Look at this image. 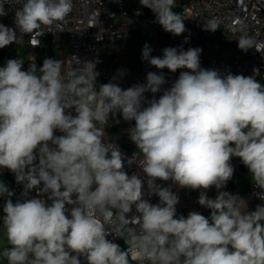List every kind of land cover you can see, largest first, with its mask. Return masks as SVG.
<instances>
[{
	"label": "clouds",
	"instance_id": "1",
	"mask_svg": "<svg viewBox=\"0 0 264 264\" xmlns=\"http://www.w3.org/2000/svg\"><path fill=\"white\" fill-rule=\"evenodd\" d=\"M5 3L15 0H0V17L7 15ZM140 3L164 31L174 36L186 31L173 11L175 0ZM72 8L73 0H24L14 19L21 37L0 23V49L42 26L60 28ZM204 29L216 31L215 22ZM238 47L247 51L254 41L241 36ZM151 52L146 43L141 58L151 66L189 71L147 107L143 94L161 90L163 73L149 72L146 83L127 89L109 82L97 91L92 62L71 71L67 83L61 76L65 62L52 58H45L39 69L30 63L22 70L21 59L0 67V168L24 184L22 195L37 189L41 196L50 193L51 201L13 203L14 193L0 181V197H8L2 232L10 247L0 250L7 264H81V256L87 264H130L129 251L106 238L113 217L121 228L139 225V232L128 229V244L150 264H264V206L247 212L242 198L221 190L233 176L234 156L264 189V84L252 76L201 68L200 48L167 47L162 57ZM72 107L75 116L66 114ZM117 112L135 121L130 139L143 155L139 166L158 204L142 199L143 181L124 171V154L102 139L98 125H106L109 114ZM56 130L63 135L55 136ZM156 179L193 190L214 186L215 199L206 191L198 198L211 210L210 218L196 211L177 218L178 196L156 185ZM66 204L73 205L70 217ZM133 205L140 215L129 219Z\"/></svg>",
	"mask_w": 264,
	"mask_h": 264
},
{
	"label": "built area",
	"instance_id": "2",
	"mask_svg": "<svg viewBox=\"0 0 264 264\" xmlns=\"http://www.w3.org/2000/svg\"><path fill=\"white\" fill-rule=\"evenodd\" d=\"M24 0H15V4L5 3L4 8L7 15L0 17V23L16 31L17 37H21L19 29L14 23L15 11L23 5ZM179 7L177 13L184 20L186 31L179 36L163 30L162 26L156 22L155 14L144 7L140 0H73L71 14L57 28L55 24L42 26L40 30L32 34H23L19 43H12L0 49V67H3L9 59L23 60L22 70H27L30 63H35L39 69L45 58L48 57L49 49H53L50 58L64 61L61 76L67 83L69 73L74 69L80 71L85 63L95 64L96 90L101 84L112 82L122 89H127L133 85L146 83V75L149 72L157 71L163 73L165 84L161 90L155 94L145 92L143 107L148 106V101L159 99L164 90L171 88L172 84L179 78L183 71L188 69H178L171 72L167 68L157 69L144 61L139 71H134L128 67L121 70L120 57L129 51L134 53L140 50L147 43L151 49L152 56H163V49L167 47L200 48V66L204 69L217 70L221 75L231 73L233 75L252 76L264 84V0H175V6ZM209 21H214L216 31L204 29ZM241 36H248L254 41L255 47L242 51L238 47V40ZM187 38V42H185ZM90 78V77H89ZM66 114L76 115L75 108L66 109ZM111 116H113L111 114ZM115 125L105 129L103 125H98L102 139L110 146H115L124 156V171L129 175H137L142 181V199L155 205L160 203L158 195L151 192L147 186V175L139 166V161L143 155L139 153L137 145L130 139V129L135 126V121H126L119 112L113 116ZM120 129V133H113L112 129ZM55 136H61L59 130L54 132ZM136 156V159L129 164L128 159ZM38 162V161H37ZM234 172L238 175H248L249 169L242 163L239 157H232L230 160ZM12 176L10 197L13 203L23 202L28 198H43L47 204H51L46 193L38 195L37 189L28 191L27 196L22 195L24 184L17 183L15 174L7 168H0V175ZM155 184L160 187L169 188L179 198L176 207L177 218L181 215L187 217L191 211L199 212L209 218L210 209L201 206L198 198L201 191H206L210 199H215L218 191L213 186L208 190H193L180 187L171 179L163 181L156 179ZM43 185L41 184L40 187ZM95 185H93V190ZM233 195H238L234 187L222 189ZM264 195V189L258 187L254 181L247 184L246 191L242 198L246 202V211L253 212L258 205L264 206V200L260 197ZM239 196V195H238ZM8 198V197H6ZM75 199V195L73 196ZM73 205H67L66 212L70 217ZM115 212V210H114ZM4 212L0 211V231L3 229ZM133 205L132 211L126 214L131 219L139 216ZM109 234L106 238L120 245L122 249L129 251V260L134 264H150V262L139 260L138 252L132 251L128 244L131 228L139 232V225L130 223L120 227L119 221L113 217V223L109 226ZM7 245V241L0 242V250ZM74 255V253H73ZM81 264H87L84 256L79 257ZM0 264H7L6 260L0 259Z\"/></svg>",
	"mask_w": 264,
	"mask_h": 264
},
{
	"label": "rangeland",
	"instance_id": "3",
	"mask_svg": "<svg viewBox=\"0 0 264 264\" xmlns=\"http://www.w3.org/2000/svg\"><path fill=\"white\" fill-rule=\"evenodd\" d=\"M184 1H186V0H184ZM178 9H179L178 5L175 6L174 12L177 13ZM142 49L135 50L134 53H132V55H131L130 51L127 54L123 53L120 57V63H121V65H123L121 70H125V68L128 67L130 69L139 71L141 65L144 62L141 58L142 57ZM49 53H51V55H52L53 49H49ZM113 125H115V119L113 118V116H111V114H109L107 124L103 125V127L107 130V129H109L110 126H113ZM112 132L113 133H120L121 131L118 128L117 129L113 128ZM7 179L8 178L6 177V175H0V181L3 180V183H5L6 185L8 184Z\"/></svg>",
	"mask_w": 264,
	"mask_h": 264
},
{
	"label": "crops",
	"instance_id": "4",
	"mask_svg": "<svg viewBox=\"0 0 264 264\" xmlns=\"http://www.w3.org/2000/svg\"><path fill=\"white\" fill-rule=\"evenodd\" d=\"M134 71H136V70H134ZM153 72L157 73V71H155V70ZM1 175H3V174H1ZM250 181H253L251 173H249L248 175L241 176V175H238L234 172L232 178L228 182L232 187L237 189L239 197H242L246 191L247 184ZM2 182H3V180H2ZM216 191H218V190L216 189ZM0 198H3V197H0ZM210 216H211V211L209 212V218H210ZM5 241H6V237L4 236L3 232L0 231V242L3 243Z\"/></svg>",
	"mask_w": 264,
	"mask_h": 264
},
{
	"label": "trees",
	"instance_id": "5",
	"mask_svg": "<svg viewBox=\"0 0 264 264\" xmlns=\"http://www.w3.org/2000/svg\"><path fill=\"white\" fill-rule=\"evenodd\" d=\"M131 55H132V53H131ZM49 56L51 57V53L48 52V57ZM7 181H8L7 182L8 183L7 186H8L9 191H10L11 190V183H12V176L11 175L8 177ZM230 187H231V185L227 181L226 185L224 186V189H229ZM6 199H7L6 197L0 198V211H3V206H4V203H5ZM130 264H134V263L132 261H130Z\"/></svg>",
	"mask_w": 264,
	"mask_h": 264
}]
</instances>
